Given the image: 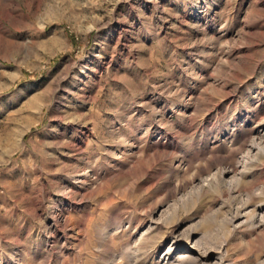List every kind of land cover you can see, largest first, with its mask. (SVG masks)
<instances>
[{"label":"rangeland","instance_id":"374dc122","mask_svg":"<svg viewBox=\"0 0 264 264\" xmlns=\"http://www.w3.org/2000/svg\"><path fill=\"white\" fill-rule=\"evenodd\" d=\"M0 264H264V0H0Z\"/></svg>","mask_w":264,"mask_h":264}]
</instances>
